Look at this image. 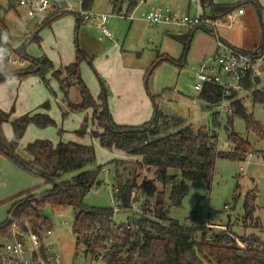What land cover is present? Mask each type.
<instances>
[{"label": "rangeland", "instance_id": "rangeland-1", "mask_svg": "<svg viewBox=\"0 0 264 264\" xmlns=\"http://www.w3.org/2000/svg\"><path fill=\"white\" fill-rule=\"evenodd\" d=\"M213 1L225 4V0ZM240 1L226 3L236 4ZM258 1L262 8L260 11H257V8L252 4L242 5L235 11V14L239 11L240 17L239 21L235 22V26H232L234 28L228 27V23L219 27L218 38L222 43L225 42L221 38L240 48H248L254 43H260L256 49L264 46L261 45L262 42L264 44V0ZM113 2L114 0H94L89 11L110 14L114 10ZM138 2L139 5L142 4V7H145L144 0H138ZM68 3L73 12L82 11L80 0H68ZM166 5L172 6L170 7L171 11L182 17H196L204 12L200 0H167ZM115 9L126 14L128 4L118 0ZM137 9L134 8L130 13L136 10L135 17L138 20L131 22L112 17L109 18L106 26L114 36L112 40L114 39L118 49H122L129 58L126 65L136 64L138 67L145 68L144 71L149 72L144 80V90L149 99L152 114L156 105L164 115L170 118H181L184 120V125H189L194 130L200 128L214 130L218 137V151L222 153H228L234 148L233 142L228 139L231 132L237 134L242 141L249 142L252 147L245 160L218 159L210 186L204 182H190L189 191L183 199L182 205L169 207L170 217L181 225L197 228L199 238L203 229L210 231L211 234H225L230 237L256 236L264 242V137L261 135L260 137L254 131H248L244 121L233 116L234 113L225 115L221 120L217 118V122H215V108H209L207 103L199 98V92L194 90L199 67L202 63L213 58L216 50L212 51V46L216 47L217 45L218 47V38L216 35L211 36L202 30H195L189 51L185 59L181 60L184 56V49L173 37L178 36L179 31L182 35L191 34V31L188 28L180 30L171 28L169 32L158 31L155 26L151 27L141 20V15L148 10L141 8L137 12ZM206 13L209 14V11ZM2 17L10 34L13 46L10 49L14 51L21 48L32 59L46 56L59 69L65 66L68 53H76L77 49L83 50L80 43V32L85 26L80 27L77 35L75 32L76 19L71 13L63 15L51 25L40 24L38 26L37 19L27 17L23 9H8L3 5ZM89 27L93 26H88L86 29ZM130 27L132 30L129 33ZM115 30H119V33H116ZM94 32L97 39L104 45L113 43L98 30L94 29ZM36 34L40 36L39 41L34 40ZM11 57L19 61L20 64L8 67V72L21 71L30 66L28 61L20 59L18 55L13 54ZM167 58H172L177 61V64L166 61ZM152 65L155 66L154 69H152ZM260 65L256 70L258 83L253 89L241 92L238 97L247 112L253 115L254 120L264 130V62ZM111 74L112 78H115L116 73L112 72ZM81 75L88 89L97 98L96 100H101L103 88L106 89V102L110 112L111 82L104 78L94 61L91 63L87 60L82 62ZM49 77L51 76L49 75ZM60 87L57 79L53 78H50L49 86L36 77H30L22 82L12 80L0 83V109L10 112L14 108L12 119L1 125L3 142L8 145L13 138L12 120L31 111H39L47 113L56 125L46 128L29 125L15 151L16 155L26 159L25 157L28 156L27 145L36 140H49L55 145L61 142H75L93 146L95 161L87 169L98 172L99 184L84 197L83 204L87 207L118 209L114 215L115 229H118L133 217L135 211L140 209L141 201L134 202L133 209L130 211L119 210V204L114 197L118 186L116 178L119 177L125 182L129 177V172L134 175L133 163L141 161V157L130 156L117 149L102 148L98 140L90 135L92 130H96V124H93V110L70 112L68 104L80 102L79 91L74 85H70L67 87V95H65ZM256 91H259L263 101L255 102L253 92ZM45 103L49 105L47 108H39ZM138 106L143 107V104H138ZM110 114L112 115V113ZM112 118L114 119L113 116ZM115 118L119 120L120 124L133 122V115L126 111L121 117L116 115ZM85 122H87V132L80 135L77 131ZM180 128L181 126L170 127L166 134ZM114 160H121L124 165L118 166ZM169 173L180 175V172L174 169H171ZM76 174V172L67 173L61 178L64 181H71ZM22 178L29 182L26 183ZM143 178L150 181L153 179V174L145 173L144 170L142 176L138 178L139 184ZM52 188V183L39 176L28 175L0 154V223L7 219L8 212L15 202L34 195L39 196ZM28 191H33V193H28ZM252 194L257 196L253 218L259 223L258 227L253 222L244 223L243 221L245 198ZM143 197L144 194L139 192L135 199L143 200ZM44 216L49 220L52 232L49 235L45 231L41 237L39 236L41 245L45 249H49L51 256H59L61 264H106L104 260H95L91 256L85 255L83 247H79L77 252L76 239L72 232L75 215L71 208L55 211L51 207H46ZM12 231L13 234L23 235L21 241L25 244V257L30 258L34 251L30 234H34V232L31 230L28 233H23L16 228H13ZM19 237L16 238L20 240ZM14 238L13 235L12 240ZM9 241L0 235V247ZM41 250L42 248H40Z\"/></svg>", "mask_w": 264, "mask_h": 264}, {"label": "trees", "instance_id": "trees-1", "mask_svg": "<svg viewBox=\"0 0 264 264\" xmlns=\"http://www.w3.org/2000/svg\"><path fill=\"white\" fill-rule=\"evenodd\" d=\"M93 1L80 0L82 9L89 10ZM120 1L128 4L127 13L138 5V0ZM117 2L118 0H114V8ZM203 4L210 6L213 14L218 15L212 19L226 17L246 4H252L257 11L262 9L258 0H242L227 5H216L203 0ZM3 5L8 9L17 8L8 0H0V83L12 80L22 82L36 77L49 86V80L53 78L57 79L65 95L67 87L74 85L79 91L80 102L69 103L68 108L70 112L93 110V124H96V130L90 132L92 138L98 140L102 148L117 149L130 156L141 157V161L133 163L134 175L129 172L125 182L119 177L116 178L118 186L114 197L119 204V210L130 211L134 202H141L140 209L133 213V217L115 229L113 208H94L83 204L84 197L99 184L98 172L87 169L95 161L94 147L75 142H61L55 145L49 140H36L27 145L26 152L30 159L26 160L16 155L15 151L27 127L35 125L46 128L55 126V121L47 113L39 111L22 115L12 120L13 138L6 145L2 139L1 125L12 119L13 109L10 112L0 109V154L26 173L39 176L53 184L51 190L13 204L7 219L0 223L1 236L11 241L12 229L16 228L23 233L32 230L41 237L45 231L51 230L49 220L44 216L46 207L55 211L71 208L75 215L72 232L76 239L77 252L79 247H83L85 255L95 260H104L106 264H264V242L260 238L216 235L203 229L199 238L197 228L181 225L171 218L169 213V207L182 205L190 182L211 185L218 159L245 160L252 148L249 142L242 141L237 134L231 132L228 139L233 142L234 148L228 153H222L218 151V137L214 130H194L191 126L184 125L183 119L164 115L156 105L152 118L142 125L116 123L108 109L106 89L103 88L101 100H96L82 79L81 63L86 60L91 63L92 59L77 49L75 61L57 69L46 56L32 59L21 48L13 51L10 49L13 48L10 34L2 17ZM73 15L77 17L76 14ZM62 16L47 23L51 24ZM77 18L79 28L80 20ZM197 29L199 27L191 30L188 35L173 37L184 47L181 60L185 59ZM34 40H40L39 34L35 35ZM260 48L264 50V46ZM13 54L28 61L30 66L21 71L8 72V59ZM166 61L177 64L172 58H167ZM154 68L152 65V69ZM148 74L149 72H146V77ZM49 75L51 77L48 78ZM243 85L249 90L250 79ZM221 94V88L206 86L199 93V98L210 108L221 99ZM253 96L255 102L263 101L259 91L253 92ZM151 99L154 101L152 96ZM235 105L233 116L241 118L248 131H254L264 137L263 128L254 120L253 115L247 112L242 101L238 100ZM48 106V103H45L39 108ZM217 118L214 113L215 122ZM86 124L87 122L77 131L80 135L86 134ZM179 126L181 128L177 131L166 134L170 127ZM114 161L118 166L124 165L121 160ZM171 169L179 171L180 175L170 174ZM144 170L145 173H152L153 179L148 181L143 178L139 184L138 178ZM72 172L77 174L71 181L62 180L64 174ZM139 192L144 194L143 200L135 199ZM256 198L255 194L245 198L243 221L253 222L258 227L259 223L253 218ZM19 239L23 240L21 237ZM43 250L45 249L41 250L42 256L46 257Z\"/></svg>", "mask_w": 264, "mask_h": 264}, {"label": "built area", "instance_id": "built-area-1", "mask_svg": "<svg viewBox=\"0 0 264 264\" xmlns=\"http://www.w3.org/2000/svg\"><path fill=\"white\" fill-rule=\"evenodd\" d=\"M17 8L23 9L27 17L37 19L39 24H44L55 17L68 13L76 14L80 23L93 25L98 28L105 36L112 37L107 29L106 23L109 18L117 17L126 20H136L132 15L122 14L120 11L113 10L112 13H92L89 10L73 12L68 0H8ZM141 20L150 25H164L186 27L193 30L198 27H217L227 24L231 27L233 21L232 12L220 19H212L206 16H181L170 11V9L154 8L141 15ZM216 35V34H215ZM218 38V37H217ZM217 52L213 58L202 63L196 76L194 90L201 93L206 86H216L221 88V99L214 104L215 113L221 120L225 115H232L236 111V102L240 100L239 94L245 91L244 82L256 72L262 62H264V50L259 48L255 51H243L222 43L218 38ZM9 67L16 66L19 61L9 57ZM115 210V209H114ZM118 211L115 210V213ZM51 230L46 231L51 234ZM14 240L9 241L0 247V259L2 264H61L59 256H51L49 249L41 245V238L36 234H30L34 245L33 255L26 258L25 244L18 240L16 236L23 238L22 234L14 233ZM40 248L45 249L46 257L42 256Z\"/></svg>", "mask_w": 264, "mask_h": 264}, {"label": "crops", "instance_id": "crops-1", "mask_svg": "<svg viewBox=\"0 0 264 264\" xmlns=\"http://www.w3.org/2000/svg\"><path fill=\"white\" fill-rule=\"evenodd\" d=\"M208 1H210L216 5H227L230 3H226V2L240 1V0H225L224 1L225 4H219V3L214 2L213 0H207V2ZM140 3H141V1H140ZM140 3L138 2V5L135 7L136 9L138 8L137 12L140 11L141 8H144V10H148V11H150L154 8L170 9V11L172 10L170 8L172 6L166 5L167 0H144L143 3H144L145 7H142V4L139 5ZM200 4H201L202 9L204 11L203 14L200 16H206V17H210V18L218 16V15L213 14L210 6L203 4V0H200ZM114 10H116V9L114 8ZM206 11H209V14H207ZM235 11L236 10L232 11L234 18H233L231 27L235 26L236 21H239L238 18L240 17V13L238 11V13L235 14ZM132 14L135 16L136 10L131 12V13H126L125 15L130 16ZM76 18L77 17H75V19ZM119 19H121V18H119ZM218 19H220V18H218ZM136 20H138V18ZM55 21L56 20H54L52 22H55ZM129 21H131V20H129ZM133 21H135V20H133ZM133 21H131V22H133ZM37 25L39 26L40 24L37 23ZM45 25H51V24L46 23ZM81 26H85L80 32V43H81L82 49H83L82 51L89 58H91L92 61H94V63L97 65L98 70L101 71V74L104 76V78L108 79L111 82V85H110L111 96L109 97V101H110L109 108H110V113H112V116L114 117V121H116V123L120 124L119 120H117L115 118V116L119 115V117H121V115L123 113H125V111L130 112L133 115V122L126 123L127 125L131 124V126H138V125H142L143 123L150 120L151 119L150 117H152L153 114H152V109H151L149 101H148L149 99H148V97L145 93V90H144V80L146 78V71H144L145 68L138 67V66H136V64H131L130 66L126 65L129 58L125 55V53L123 52L122 49H118L119 48L118 45L115 43L114 39L112 40V38L114 36H112V37L105 36L98 28H96L93 25H85V24L80 23L79 28H77V23L75 21V32L77 35L80 31ZM88 26H93V27H91V28L89 27L90 29L89 28L86 29V27H88ZM150 26L151 27L155 26L158 29V31H165V32H169L171 28H177L178 30H180L182 28H186V27L164 26V25H162V26L160 25L161 27H159V25H150ZM132 27L129 28V33L131 32ZM219 27H217L216 29H212L210 27L205 26V27H199V29H197V30H202L211 36H215V34H216V37H218L219 36V33H218ZM93 28L98 30L99 33L101 32V34L105 38H107L111 43L112 42L113 43L110 45H104L99 39H97V36L95 33L96 31L94 32ZM232 28H234V27H232ZM115 32L119 33V30H115ZM178 36H185V35H182L181 31H179ZM195 36H196V34H195ZM39 38H40V36H39ZM221 40L224 41L226 44L231 45L225 39L221 38ZM261 45H264L263 42ZM190 46H191V44H190ZM231 46H233V45H231ZM259 46H260V43H258V44L254 43L253 45L249 46L248 48H240L238 46H233V47H236V48L243 50V51H252ZM182 47H183V45H182ZM216 47H217V45H216ZM216 47L212 46V51H213V49L216 50L215 53L217 52ZM75 59H76V53L75 52L68 53L67 60H65L66 61L65 66L73 63L75 61ZM112 72L116 73L115 78H112V74H111ZM249 79L251 82V88L249 90H251L255 87V84L258 83V75L256 74V72H252V76ZM94 98L97 99L96 97H94ZM138 104H143V107H139ZM12 109H13V113H14V108H12ZM12 117H13V114H12ZM122 122L125 123L124 121H122ZM126 124H121V125H126ZM119 151H121V150H119ZM121 152H124V151H121ZM124 153L126 154V152H124ZM25 158H26V160L30 159L29 156H27ZM23 180L25 181V179H23ZM28 182H26V183H28ZM28 193H33V191H28Z\"/></svg>", "mask_w": 264, "mask_h": 264}]
</instances>
